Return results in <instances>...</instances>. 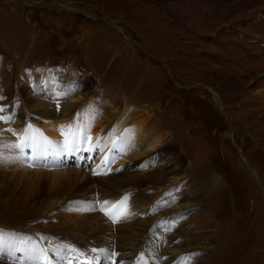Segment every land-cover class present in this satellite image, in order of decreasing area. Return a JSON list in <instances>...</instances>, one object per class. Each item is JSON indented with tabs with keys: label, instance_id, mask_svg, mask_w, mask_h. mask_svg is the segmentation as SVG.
I'll list each match as a JSON object with an SVG mask.
<instances>
[{
	"label": "rangeland",
	"instance_id": "374dc122",
	"mask_svg": "<svg viewBox=\"0 0 264 264\" xmlns=\"http://www.w3.org/2000/svg\"><path fill=\"white\" fill-rule=\"evenodd\" d=\"M44 93L94 99L99 106L100 98L105 105L117 99L118 107H138V114L151 108L165 139L150 152L164 148L154 159L168 162L167 176L147 186L152 200L193 196L181 221L192 244L202 237L209 246L213 264H264V190L258 182L264 186V0H0V115L12 119L16 109L15 121L34 118L38 109H51L49 100L41 102ZM78 104L79 114L84 103ZM11 119L0 120L2 175L7 160L23 163L33 154L35 165L10 175L50 179L56 172L62 181L47 188L67 189V178L82 172L108 185L143 173L152 162L144 154H117L101 170L103 143L67 156L64 147L46 145L38 154L25 134L23 149L7 147L17 144V126L7 128ZM82 154L87 158L80 166ZM212 175L218 183L209 182ZM71 185L79 190V182ZM100 187L89 191L98 197ZM2 208L0 256L8 258L9 248L20 243L7 235L36 231L47 220L30 217L31 210L25 216ZM78 226H88L83 235L98 233L94 220Z\"/></svg>",
	"mask_w": 264,
	"mask_h": 264
},
{
	"label": "bare ground",
	"instance_id": "6f19581e",
	"mask_svg": "<svg viewBox=\"0 0 264 264\" xmlns=\"http://www.w3.org/2000/svg\"><path fill=\"white\" fill-rule=\"evenodd\" d=\"M42 75H39L40 79L44 78ZM6 82L8 84H3L14 91L13 84L8 80ZM42 89L49 91L46 83ZM46 95L47 93L41 95L42 101H40L46 103L49 100L51 109H38L34 118L28 115L20 116L18 119L24 121L19 123L15 121L18 111L13 110L12 123L7 125V128L13 131L12 125L17 126L15 133L17 144L24 134L26 137L46 139L49 142L47 145L54 149L55 144L65 148V140H75L79 149L82 147L84 150H88L96 142L103 143L105 159L102 160L101 170L104 165L112 164L117 154L120 156L132 154V159L136 157L140 159L144 154L145 157L151 158L152 162L151 165L148 163L143 173L118 178L108 185L100 183V180L97 182L98 179L88 177L82 172L76 175V180L72 176L67 178L69 183L67 189L62 187L49 189L47 185L50 182L53 185L62 181L56 172L51 173L50 179L10 175L16 169L35 165L33 154H30L32 157L23 163L7 160L6 174H0V209L4 207L8 211L20 210L19 213L25 216V213L31 210L33 213L30 217L44 215L47 222L36 231L13 232L14 235H7L20 244L9 248L8 258L0 256V264H29L28 251H31L33 246L35 248L33 254L40 257L38 264H47L40 254L41 249L44 250L51 264H111L104 252H93L92 249H105L108 255L116 253L114 258L117 264H138V261L140 264H213L214 260L208 254L209 246L202 244V237L199 243L192 244L188 239L192 237L191 232L189 233L190 228L185 229L186 224L181 221L186 211L193 205L189 200L193 196L177 195L175 198L171 197L168 202L161 200L159 202L153 201L148 191L151 186H147L153 183L151 180L156 178L158 179L156 182H160L167 176L165 173L168 170V162L163 163L154 159V156L164 154V148L150 152L151 149L162 145L165 139V132L153 110L149 108L147 112L143 107L142 113L138 114V107L122 109L123 105L118 107V100L111 98L106 100V105L100 98L98 102L102 106H99L95 104L94 99L84 102L80 101V98L70 99L64 94L57 97L49 95V98ZM43 97L46 98L43 100ZM64 99H68L67 102H64ZM78 103H84L80 106L79 114L74 113ZM25 112L27 113V110ZM103 119L106 122L105 126L100 125ZM63 122H65L63 126L57 125ZM29 125L32 126L31 129L28 128ZM97 126L101 127V130H97ZM22 129H24L23 133ZM141 148L144 150L140 151ZM4 151L6 148L2 153ZM65 151L68 154L77 153V150L71 151L66 148ZM177 179L175 177L170 183L176 182ZM219 179L218 175H212L209 182L218 183ZM2 180L4 184L1 183ZM75 181L80 183L77 191H74L71 185ZM90 186H101L98 197L96 193L89 191ZM262 188L264 190V187ZM47 189L49 194H45ZM163 193L164 191L159 192L158 195ZM125 195H128L126 205L113 209L112 206L120 202ZM104 201H108L109 204L103 205ZM102 207L110 211H127L126 218L116 222V232H112L113 221L101 210ZM90 220H94L98 225L96 228L98 233L83 235L80 231L88 226H78V224ZM155 226H160V229H156ZM30 228L31 226H28V229ZM22 241L27 243H21ZM61 245H71L84 255L78 256L62 248ZM141 254H143L142 261Z\"/></svg>",
	"mask_w": 264,
	"mask_h": 264
},
{
	"label": "snow or ice",
	"instance_id": "6c2138e0",
	"mask_svg": "<svg viewBox=\"0 0 264 264\" xmlns=\"http://www.w3.org/2000/svg\"><path fill=\"white\" fill-rule=\"evenodd\" d=\"M4 109L2 106H0V112H2ZM5 119H11V117H4L2 115H0V120H5ZM29 129L32 128L31 125L28 126ZM87 139V138H86ZM27 141L28 146L32 147L34 150H36V152L39 154L41 152L46 151V145L49 143L46 139H37L35 136H29L27 137ZM25 140L22 139L21 143H18L16 145H8L7 147H15V148H19V149H23V147H25ZM65 148L71 151H76L79 149V145L75 142V140H65ZM89 151H91L92 149L89 148ZM4 159V157L2 155H0V162H2ZM93 174H99L94 172ZM128 200V195H125L122 200L120 202H118L117 204H114L112 207L113 209H117L120 208L124 205H126ZM109 204L108 201H104L103 205L107 206ZM102 211L105 212V215H108L113 223L118 222L120 219L126 218V216L128 215L127 211H110L107 210L106 208L102 207L101 208ZM21 243L26 244V241H22ZM62 248L67 249L69 251H71L72 253H76L78 256L80 255H84L83 253L79 252L78 249L73 248L71 245H61ZM0 251H3V244L0 243ZM26 251H28L26 249ZM35 251V248L33 246V249L31 251H28V260H29V264H33V262H36V264H38V261L40 259V257L35 256L33 253ZM56 251H59V249H56ZM91 251L96 252V251H100V252H104L106 257L111 261V264H117V261L115 260L114 257H116V253H112L111 255L107 254V251L105 249H92ZM40 254L41 256H43L44 260L47 261V264H51V261L48 259L46 253L44 252V250H40ZM194 255V254H191ZM140 260H143V254H141ZM138 264H140V262L138 261Z\"/></svg>",
	"mask_w": 264,
	"mask_h": 264
},
{
	"label": "water",
	"instance_id": "95a60500",
	"mask_svg": "<svg viewBox=\"0 0 264 264\" xmlns=\"http://www.w3.org/2000/svg\"><path fill=\"white\" fill-rule=\"evenodd\" d=\"M213 96H215V94H213Z\"/></svg>",
	"mask_w": 264,
	"mask_h": 264
}]
</instances>
